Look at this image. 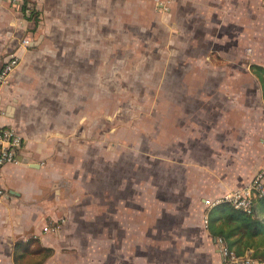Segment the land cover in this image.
Here are the masks:
<instances>
[{
	"label": "rangeland",
	"instance_id": "1",
	"mask_svg": "<svg viewBox=\"0 0 264 264\" xmlns=\"http://www.w3.org/2000/svg\"><path fill=\"white\" fill-rule=\"evenodd\" d=\"M45 2L42 59L29 81L36 107L69 144L54 164L57 217L42 230L51 251L27 254L21 264H178V247L190 258L198 216L164 160L166 142L175 144L177 114L220 100L213 87L225 82L223 69L246 101L258 100L244 57L251 50L239 48L237 56L223 52L228 46L185 44L172 13L164 19L144 0L114 1L87 27L76 0ZM260 48L256 62L264 65Z\"/></svg>",
	"mask_w": 264,
	"mask_h": 264
},
{
	"label": "crops",
	"instance_id": "2",
	"mask_svg": "<svg viewBox=\"0 0 264 264\" xmlns=\"http://www.w3.org/2000/svg\"><path fill=\"white\" fill-rule=\"evenodd\" d=\"M114 1L121 2L76 0L81 22L87 27L89 17H100L105 6ZM130 1L143 2L127 0V4ZM144 1L153 8L152 11L166 13L164 19L172 13L171 21L175 28L182 30L185 44L206 43L220 46V50L222 46H228L222 49L223 52L227 54L231 49L237 56L242 54L237 49L248 46L246 49L251 52H245L243 56L255 61H245L248 71L254 75L249 64H260L256 61L263 58L260 46L264 45V0ZM20 2L0 0V66L6 55L14 53L17 56L16 66L0 88V126H12L23 138L15 160L0 167V264H13L11 251L16 238L32 236L45 245L42 230L47 231L46 222L57 217L53 181L59 179L60 172L54 164L64 156L65 145L69 144L64 131L50 121L45 108L36 107L38 102L34 93L37 90L29 81L31 65L36 58L42 59L38 42L43 17L49 11L48 3L31 0L37 11L35 23L27 17V12H22ZM69 9L72 11V6ZM181 21L183 26L178 24ZM168 23H165L166 27ZM197 28L205 29L208 34L204 36L195 31ZM230 72L223 69L225 82L213 87L214 92L221 93L220 100L207 99L201 104H192L191 112L184 110L181 115L177 114L175 144L166 142L164 160L170 167H175L182 183V194L196 211L199 221V229L192 231L190 236L198 242L193 243L190 258L185 254L187 251L180 252L178 247L175 259L180 260L178 264H221L214 237L209 234L204 221L211 207L206 200L244 186L264 162V103L260 89L257 101H246L241 95L242 90L227 81ZM75 138L82 145L81 136Z\"/></svg>",
	"mask_w": 264,
	"mask_h": 264
},
{
	"label": "trees",
	"instance_id": "3",
	"mask_svg": "<svg viewBox=\"0 0 264 264\" xmlns=\"http://www.w3.org/2000/svg\"><path fill=\"white\" fill-rule=\"evenodd\" d=\"M20 8L36 23L37 11L31 0H21ZM249 69L258 82L264 103V66L250 63ZM206 228L211 236H221L236 253L250 249L256 264H264V195L254 199L250 212L233 208L227 202L212 205L207 212ZM33 243L35 246H32ZM43 251L49 253L51 248L43 245L36 237L16 238L12 245L11 260L13 264H21L25 255Z\"/></svg>",
	"mask_w": 264,
	"mask_h": 264
},
{
	"label": "built area",
	"instance_id": "4",
	"mask_svg": "<svg viewBox=\"0 0 264 264\" xmlns=\"http://www.w3.org/2000/svg\"><path fill=\"white\" fill-rule=\"evenodd\" d=\"M24 42L26 43L27 40H24ZM16 64L17 56L14 53H10L3 58L0 66V88L5 84ZM22 145L23 138L15 128L10 125H1L0 167L5 163L14 161ZM262 195H264V162L262 166L255 169L247 184L233 188L213 200H206V202L209 206L219 202H227L233 208L250 212L254 199ZM204 221L206 222V218ZM214 244L221 264H256L250 255V249L238 254L226 244L221 236H214Z\"/></svg>",
	"mask_w": 264,
	"mask_h": 264
}]
</instances>
